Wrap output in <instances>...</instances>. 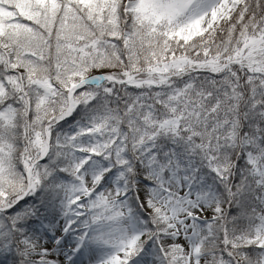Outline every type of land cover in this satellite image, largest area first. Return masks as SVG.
I'll list each match as a JSON object with an SVG mask.
<instances>
[{
    "label": "snow or ice",
    "instance_id": "6c2138e0",
    "mask_svg": "<svg viewBox=\"0 0 264 264\" xmlns=\"http://www.w3.org/2000/svg\"><path fill=\"white\" fill-rule=\"evenodd\" d=\"M0 264H264V0H0Z\"/></svg>",
    "mask_w": 264,
    "mask_h": 264
}]
</instances>
